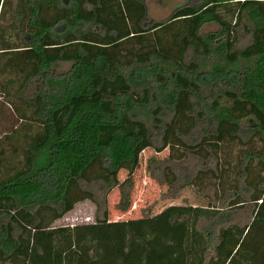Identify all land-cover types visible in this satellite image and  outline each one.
Returning a JSON list of instances; mask_svg holds the SVG:
<instances>
[{
    "label": "trees",
    "instance_id": "16d2710c",
    "mask_svg": "<svg viewBox=\"0 0 264 264\" xmlns=\"http://www.w3.org/2000/svg\"><path fill=\"white\" fill-rule=\"evenodd\" d=\"M205 22L217 30L201 34ZM242 22L248 41L236 47ZM210 54L223 61L202 86L198 60ZM60 62L67 69L54 71ZM3 73L0 97L21 99L13 108L36 129L7 135L19 141L14 167L0 162V264H264V0H189L149 22L144 0H0ZM217 78L228 83L213 88ZM233 144L230 167L219 152ZM145 147L168 148L145 166L169 196L185 185L202 192L209 174L232 206L246 189L251 218L219 226L213 244L198 223L217 216L214 205L109 221L106 196L117 187L115 207H128ZM189 156L201 167L175 173L171 163ZM83 199L101 207L93 222L51 225Z\"/></svg>",
    "mask_w": 264,
    "mask_h": 264
},
{
    "label": "rangeland",
    "instance_id": "374dc122",
    "mask_svg": "<svg viewBox=\"0 0 264 264\" xmlns=\"http://www.w3.org/2000/svg\"><path fill=\"white\" fill-rule=\"evenodd\" d=\"M187 1L189 0H144L147 10V21L149 22L152 20L164 19L175 6ZM84 29L85 28H83V30ZM216 30L217 25L214 22H205L200 26L201 34L213 33ZM236 30L238 39L235 46L240 47L248 41L245 22H242V24L237 27ZM190 57L191 52L188 50L185 55V59H189ZM222 61L223 60L221 58L213 54H210L205 58H199L198 62L200 63L199 67L202 71V75L198 77L202 79V86L209 85L208 73L211 70V67L213 65H220ZM68 65L69 63L67 62H60L56 67L54 66L53 68H55L54 71L61 72L66 70ZM237 67L238 69H241L239 64H234L232 69ZM7 77H9L7 73L0 74V88L5 83ZM226 82V80L217 78V80L213 81V83H210V85L213 88H220L226 86L228 83ZM38 86L39 83L37 81L30 82L24 90V95L31 96ZM205 93L206 91L203 90L202 94ZM14 105L16 107L17 105L22 107L23 104L21 99H6L4 96L0 97V162H2V164L5 166L8 165V168H12L14 167L13 165H15L14 161L16 159L12 158L14 157L12 150L13 146L18 143L19 137H16V139L13 140L11 138L7 139V135L16 134L17 130L22 131L29 128L30 130L36 129L34 122L29 120V118H20L18 115L19 110H15V108H13ZM146 111V108H141L138 110L137 115L145 117L150 129H152V137L153 139H156L159 134L160 127H155L150 124V122L147 120L148 116H146ZM22 113L25 115V117H27L29 111L25 110L24 112L22 111ZM159 116L165 117L166 114L161 113ZM229 148L227 147L226 149L225 146H222L221 151L219 152V157L220 161L229 160L230 167H232L238 146L233 144L230 145ZM167 153V147H164L160 151H154L151 147H145L140 151L138 155V164L132 172V188L129 195L128 207L124 210L115 207L118 201L117 187H113L106 196V204L108 209L107 219L109 221L136 218L143 215L144 213L152 215L159 212L162 208L169 204H188L205 207L214 205L219 208V213L217 216L210 219H200L198 223L199 229L208 234V239L211 244H213L214 236L219 226L230 223L242 225L251 218V203L247 200L246 189L241 184L239 185L238 195L243 200V202L241 205L232 206L229 204V201L231 200V193L228 187L222 186V188H220V179H214L212 178L213 176L209 174V178L205 179L202 186V192H198L192 185H185L178 190L176 197L169 196L166 191V184H159L156 180L150 177L145 166L146 159L148 157L163 159L167 156ZM206 164L213 166V161L210 160ZM171 166L175 173L183 175L192 173L194 169L200 166V163L196 158L189 156L180 161L172 162ZM125 174V169H119L117 172V178L121 180L124 178ZM225 178L232 180L234 179V175L228 171L225 175ZM224 183H227V181ZM98 199H100V196ZM100 208L97 210L95 203L91 202L89 199H83L76 202L72 209L65 212L61 217L53 220L51 225H73L93 222V216L95 214H100Z\"/></svg>",
    "mask_w": 264,
    "mask_h": 264
}]
</instances>
